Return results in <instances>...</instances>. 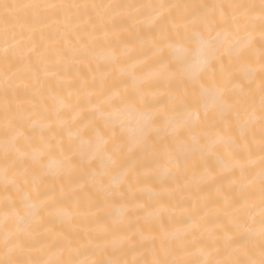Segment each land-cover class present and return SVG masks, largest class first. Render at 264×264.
I'll list each match as a JSON object with an SVG mask.
<instances>
[{"label": "snow or ice", "instance_id": "obj_1", "mask_svg": "<svg viewBox=\"0 0 264 264\" xmlns=\"http://www.w3.org/2000/svg\"><path fill=\"white\" fill-rule=\"evenodd\" d=\"M0 37V264H264V0H0Z\"/></svg>", "mask_w": 264, "mask_h": 264}, {"label": "bare ground", "instance_id": "obj_2", "mask_svg": "<svg viewBox=\"0 0 264 264\" xmlns=\"http://www.w3.org/2000/svg\"><path fill=\"white\" fill-rule=\"evenodd\" d=\"M7 3H16L17 0H5ZM64 2H95V3H101L104 2V0H64ZM137 2H142V0H137ZM143 2H159V0H143ZM167 2H173V3H181V2H191V0H167ZM198 2L204 3H229L232 2V0H198ZM55 25H52L49 28H46L43 30V38L41 36V31L37 29L34 33L32 34H25L23 37V41L25 44L29 43H35L39 48H49V52L52 53L56 50L57 47H62L64 46V42L61 41L60 44H56L53 42L51 33L54 32L55 30ZM257 35V44L256 48L254 49V53L258 54L259 52V38L258 34ZM0 41H2V37H0ZM32 62L35 64L38 62V58L36 56H33ZM3 65L0 63V75L3 74ZM88 71V66L86 64L84 65H71L67 64L64 69L59 72L60 76H64L67 80L71 81L73 84L76 83L77 79L79 78L80 75H82L84 72ZM54 87H60L57 84V81L51 77L45 76L44 74H41L40 78L38 81H32L31 82V87L28 89H25L23 87L18 89L19 94L23 97V102L25 103H35L38 101H43V98L45 94L47 93L49 88H54ZM159 91L164 92V89H160ZM35 93V95H33ZM47 104L52 106V107H58V103L54 100L48 99ZM131 119V118H130ZM169 143V142H165ZM164 149V144L161 145V152H163ZM167 164V157L162 156L161 159V167ZM177 183H183V176H178L176 178ZM226 181H221L222 185L226 186ZM219 187V185H218ZM221 193L217 192V188L213 187L208 189V191L202 193V195H206L209 197L210 200H215L218 195ZM177 196L179 197L180 194L178 193ZM215 207V205H213ZM167 217H165L166 219ZM213 217H209L208 219L211 220ZM76 221L73 223H59L57 222L54 227L59 230V231H64L65 233H70L73 229V227L76 225ZM212 226V225H209ZM83 227V225H81ZM158 243V242H157Z\"/></svg>", "mask_w": 264, "mask_h": 264}]
</instances>
